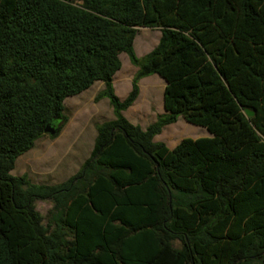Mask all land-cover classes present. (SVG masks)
<instances>
[{"label":"trees","instance_id":"16d2710c","mask_svg":"<svg viewBox=\"0 0 264 264\" xmlns=\"http://www.w3.org/2000/svg\"><path fill=\"white\" fill-rule=\"evenodd\" d=\"M139 27L160 31L141 58ZM122 53L137 67L123 100ZM152 75L165 112L143 128L123 112ZM97 81L114 118L81 169L12 175ZM179 117L210 136L154 141ZM0 264H264V0H0Z\"/></svg>","mask_w":264,"mask_h":264},{"label":"rangeland","instance_id":"374dc122","mask_svg":"<svg viewBox=\"0 0 264 264\" xmlns=\"http://www.w3.org/2000/svg\"><path fill=\"white\" fill-rule=\"evenodd\" d=\"M159 37L158 29L139 27L133 44L136 55L141 58L151 51ZM120 60L122 67L115 75V91L127 90V85H130L131 90L137 67L130 63L125 53L120 54ZM163 86L164 82L155 75L139 81L140 94L135 104L124 113L127 119L140 122L143 127L153 121L163 110ZM103 87L104 84L99 81L88 90L67 97L63 110L67 121L58 135L44 134L38 138L31 150L17 158L12 175L25 176L36 184H57L77 173L91 154L97 124L114 118L108 100L95 99ZM205 132L208 134L205 128L190 124L179 117L175 123L164 126L155 140L175 143L184 137H195L192 133L201 135ZM35 207L45 215L51 202L38 200Z\"/></svg>","mask_w":264,"mask_h":264},{"label":"crops","instance_id":"0c3cea01","mask_svg":"<svg viewBox=\"0 0 264 264\" xmlns=\"http://www.w3.org/2000/svg\"><path fill=\"white\" fill-rule=\"evenodd\" d=\"M121 67H122V65H121ZM121 69V68H120ZM119 69V70H120ZM118 70V71H119ZM118 71L114 74V76H113V88H114V92H115V94L116 93H118L122 98H120L117 94V96L121 99V100H123L127 95H128V93H129V89H130V85L128 86L127 85V90H122V91H119V90H117L116 89V91H115V88L117 87L116 85H115V83H116V81H115V75L118 73ZM154 75H152V76H147V77H144V79L145 78H148V77H153ZM158 79H161L163 82H164V86H165V81L162 79V78H160L159 76H157V75H155ZM141 80H143V78L141 79ZM140 80V81H141ZM97 82H99V81H97ZM101 82V81H100ZM96 83V82H95ZM103 83V82H102ZM126 86V85H125ZM164 86H163V89H164ZM92 87V86H91ZM89 89V88H88ZM87 89V90H88ZM86 91V90H85ZM84 92V91H83ZM139 94H140V88H139ZM139 94H138V97H139ZM162 96H163V94H162ZM138 97L136 98V100L134 101V103L129 107V108H131L134 104H135V102L137 101V99H138ZM103 99V98H102ZM108 100V99H107ZM162 105H163V102H162ZM128 108V109H129ZM163 108V107H162ZM127 109V110H128ZM127 110H125L124 112H123V114L127 111ZM163 111V112H162ZM165 111H164V108H163V110H161L160 112H159V114H162V113H164ZM158 115V114H157ZM156 115V116H157ZM156 116H155V119H156ZM126 117V116H125ZM127 118V117H126ZM155 119L153 120V121H150V122H148L147 123V125H149L150 123H152V122H154L155 121ZM129 121H131V120H129ZM132 123H134V124H138V125H140L141 126V123L139 122H134V121H131ZM141 127H143V126H141ZM143 128H145V127H143ZM207 131V130H206ZM208 132V131H207ZM192 134H194L195 135V137H191V138H199V137H209L210 136V133L208 132V134H206V132L205 133H203V134H195V133H192ZM156 137V136H155ZM155 137H154V141H156L155 140ZM185 138V137H184ZM183 139V138H182ZM182 139H180L179 141H177V142H166L165 144L169 147V148H173V147H175Z\"/></svg>","mask_w":264,"mask_h":264},{"label":"water","instance_id":"95a60500","mask_svg":"<svg viewBox=\"0 0 264 264\" xmlns=\"http://www.w3.org/2000/svg\"><path fill=\"white\" fill-rule=\"evenodd\" d=\"M244 113L247 117H250L253 115V112L250 111L249 109H245ZM43 131H44V134H49L50 136H55L58 132V128L56 126H53L51 123H48V124H46Z\"/></svg>","mask_w":264,"mask_h":264}]
</instances>
